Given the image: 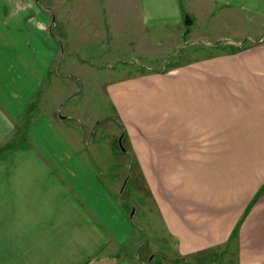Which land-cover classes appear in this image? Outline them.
Wrapping results in <instances>:
<instances>
[{
  "label": "crops",
  "instance_id": "0c3cea01",
  "mask_svg": "<svg viewBox=\"0 0 264 264\" xmlns=\"http://www.w3.org/2000/svg\"><path fill=\"white\" fill-rule=\"evenodd\" d=\"M105 1L94 39L245 49L106 82L81 52L74 82L55 20L0 0V264H264V0Z\"/></svg>",
  "mask_w": 264,
  "mask_h": 264
},
{
  "label": "rangeland",
  "instance_id": "374dc122",
  "mask_svg": "<svg viewBox=\"0 0 264 264\" xmlns=\"http://www.w3.org/2000/svg\"><path fill=\"white\" fill-rule=\"evenodd\" d=\"M33 2L34 7L38 9L40 15L46 18L48 17L50 20H55L53 24V26L55 25V31L53 29V34L55 33L57 37L61 36L62 38L60 41L64 42L63 39H65L67 49L70 51V54L72 53V57L68 58V60L72 63V70L69 74H72L73 77L69 76L73 81L77 80V75H75L73 71L75 68L81 69L82 66L79 63H85L83 62L82 55L85 53H87L86 62L89 64L96 62L100 68H103V71H101L102 73L99 74L103 76L99 78H103V82H106L116 77L134 76L152 70L157 73H165L175 68L177 65L186 63L188 60L201 59L217 53L237 51L235 49L236 45L235 47L230 45L224 47L219 45V43L215 44L216 42L213 39H196L193 41L190 27L189 29L187 28L189 32L186 31L187 33H184L185 30H187L185 24H187L188 27V23H190L188 20H185L182 30H166L159 34L154 33L155 37L153 40L150 43H147L149 41L147 40V44H144V47H142L141 44L137 45L136 40L123 38V40H121L115 36L111 38L109 33L106 32V29H104L103 34L100 26L98 27V35L103 38L97 40L94 39L93 35L97 30L98 24L95 20H91V22L86 25L87 30L89 27L90 30L86 31V28L83 27L80 21V15L84 14L83 10H86V14L101 13L102 16L105 17L107 13L109 14L111 12L105 0H101L102 12L100 11L101 8L99 4L95 7V10H93L89 4L84 8L82 4L86 5V2L81 3L80 0H33ZM118 40L123 41V43H118ZM232 41L235 40L232 39ZM220 43L223 44L225 42L221 41ZM129 44L132 45L131 49L127 48ZM97 49L104 50V53L98 55L89 53H94ZM96 56L99 58L97 61H95ZM99 72L100 71H98V73ZM83 89L87 88L84 86ZM88 90L90 94L92 90L95 91L94 87H90ZM76 91L79 92L78 86ZM104 105L106 106V102H104ZM104 119L106 120V118ZM102 121L103 119L99 120V123ZM121 143L124 145L123 142ZM136 208H138L139 213L143 216V207L139 204L138 200H135V205L133 207L131 206L132 211L129 210V214L135 211ZM136 239L138 240L136 248L142 247L141 245L143 242L137 237ZM126 252L134 253L131 246L126 248ZM148 253L150 254V252Z\"/></svg>",
  "mask_w": 264,
  "mask_h": 264
},
{
  "label": "trees",
  "instance_id": "16d2710c",
  "mask_svg": "<svg viewBox=\"0 0 264 264\" xmlns=\"http://www.w3.org/2000/svg\"><path fill=\"white\" fill-rule=\"evenodd\" d=\"M235 49H238V50H243V49H245V46L243 45V46H239L238 48H235ZM264 190V189H263Z\"/></svg>",
  "mask_w": 264,
  "mask_h": 264
}]
</instances>
